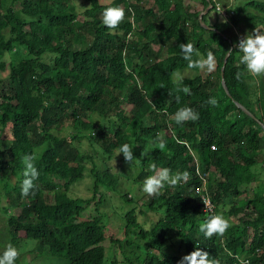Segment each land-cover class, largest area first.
<instances>
[{
    "label": "trees",
    "instance_id": "trees-1",
    "mask_svg": "<svg viewBox=\"0 0 264 264\" xmlns=\"http://www.w3.org/2000/svg\"><path fill=\"white\" fill-rule=\"evenodd\" d=\"M86 1L80 11L76 0H0V184L7 201L2 209L9 245L17 250L15 264L26 239L38 242L40 255L64 257L68 264H106L107 230L100 206L108 190L118 189L119 173L94 166L93 197L72 196V185L84 176L87 161L95 158L76 143L82 137L109 158L123 143L133 152L147 151L149 167L144 166L139 180L165 167L170 173H187L186 179L150 195L148 208L161 214L150 228L134 209L126 212L124 232L131 238L127 242L140 250L139 264H177L196 248L206 252L210 264H264V191L249 198L243 188L258 182L251 168L257 163L255 153L264 149V118L259 115L264 116V79L260 88L240 63L234 40L217 26H205L215 1L199 0L196 10L192 0H155L158 12L146 8L144 13L142 0ZM110 5L124 9L113 30L101 23L100 13ZM131 7L139 11L133 22L126 19ZM233 9L235 26L245 21L253 30L255 22L264 23V0ZM155 30L158 34L152 37ZM150 41L158 42L166 55L153 60ZM184 42L191 43L194 52L216 55L213 74L173 82L179 70H201L188 67L180 55L179 44ZM19 47L27 55L12 59L10 53ZM48 53L51 58L46 60ZM135 57L139 64L130 70L128 63ZM225 59L223 77L229 92L222 78ZM209 97L216 103L209 104ZM185 106L197 118L177 124L173 114ZM39 146L44 149L35 156ZM26 155L34 157L38 175L22 194L24 177L13 186L10 177L23 169ZM197 163L201 171L210 172L216 214L228 221L223 234L205 237L199 231L210 214L195 192L200 185ZM122 196L133 201L127 193ZM92 203L94 210L87 213ZM245 206L253 208V214L243 212ZM238 208L241 215L235 220ZM172 238L184 253L180 247L164 250ZM125 260L136 264L132 257Z\"/></svg>",
    "mask_w": 264,
    "mask_h": 264
},
{
    "label": "rangeland",
    "instance_id": "rangeland-1",
    "mask_svg": "<svg viewBox=\"0 0 264 264\" xmlns=\"http://www.w3.org/2000/svg\"><path fill=\"white\" fill-rule=\"evenodd\" d=\"M78 4V9L81 11L87 5L86 0H76ZM104 2H109L110 0H103ZM215 3H222L224 5L232 4L231 8L233 9L234 6L244 5L248 3L250 0H214ZM130 3L136 4L138 0H129ZM191 6L193 9L198 10L200 5L192 0ZM141 9L140 13H144V10L147 8H153L154 12H158V7H156L155 0H142L140 2ZM19 7L18 4H16ZM139 9V8H138ZM234 10V9H233ZM137 8L131 7L130 15L126 17L130 22H133L134 15L138 14ZM102 13V12H101ZM100 13V14H101ZM78 18L83 20L84 17L82 14H79ZM206 24L214 25L219 27L223 32L227 33L234 41L238 39V37L243 36L245 33L252 31L245 23H240L239 26H235L231 21L230 17L224 16L220 11L217 9H212L210 12L206 14ZM255 27L258 31L264 32V23L255 22ZM158 34V30H155L152 33V37H155ZM143 43H141L142 45ZM158 42L150 41V50L153 51V60H157L161 57L166 55L163 48H160ZM9 55V54H8ZM7 55V56H8ZM27 55V51L23 47H19L13 53H10V57L12 59H18L20 57H24ZM213 55V54H212ZM46 60L51 58V54H46ZM214 64L211 70L207 68H202L199 71H194L189 68H185L179 70L175 73H180L183 78L185 77H193L197 74H201L203 76H207L208 74H213L215 72L217 66L216 55H213ZM139 64V59L137 57L130 63H128V69H136L137 65ZM2 77H5V74H1ZM253 81L259 82V87H263V83L260 79H264V74H260L258 76H252ZM6 78L4 79V81ZM259 80V81H258ZM6 80L5 82H7ZM252 81V80H251ZM256 82V83H257ZM258 86V85H257ZM262 90V89H261ZM259 98L261 96L259 95ZM263 99L261 98L260 105L263 104ZM259 111V109H258ZM260 112V111H259ZM263 113L260 112V116L264 118L262 115ZM115 126V124H113ZM68 132L62 133V135H66ZM264 136V132L262 133ZM76 143L81 146L83 150L87 153L92 154L95 158L94 161L89 160L87 161V167L84 171V176L79 179L76 183H74L71 187L70 194L72 196H80L84 198H91L93 197V174L92 168L96 166L100 170L110 169L112 172L119 173V182L117 186V190H108L107 196L104 198V202L100 206L102 215H103V223L106 227V240L103 244L106 247L107 257H106V264H125L126 257H132L136 264H139L136 254H139L140 250L138 249L136 243H128V240L131 238L125 235V214L127 211L134 209L138 220L144 225L147 226L146 228H150L153 226L158 220L161 218V214L153 211H150L148 208V201L150 195L141 191V185L143 180H139V174L144 168V166L149 167L146 158H147V151L141 149H136L133 152V162L126 161L124 157L120 154L115 155L113 158L107 157L102 152H98L96 147L93 146L86 137L78 138ZM4 143L0 142V146H3ZM44 149V146L37 147L35 156H38ZM255 158L257 163L252 166V171L256 174L255 178L258 180L257 183L252 182L250 185L243 186L246 189V193L244 196L251 198L253 193L256 191L257 193L264 191V149L261 152L255 153ZM23 176V169L17 175H11L10 182L13 186L20 177ZM137 180V181H135ZM0 250L3 249L6 245L10 243V236L7 226V217L5 212L2 209L3 205H7L6 197H5V188L4 184H0ZM124 193L128 194V198L133 199V201H126V199L122 196ZM244 196L239 198L242 199ZM227 212L228 207L225 206ZM94 210V204H89L87 206L86 212L90 213ZM14 212H18L17 209ZM243 212L247 214H253L254 209L250 206H245ZM238 215H241V210L238 208L237 216L235 220L238 219ZM235 217V216H234ZM133 235L132 233H130ZM117 240V241H115ZM164 250L166 252H172L175 248L180 247L181 252L184 253L185 249L179 245V242L176 238H172V240L167 241L164 246ZM21 252L20 261L17 264H68L69 260L64 257H56L53 255H49L44 253L40 255L38 252V242L34 239H26L21 241L20 248ZM179 253V252H178ZM245 256V255H243ZM244 259V258H241ZM129 264V263H126Z\"/></svg>",
    "mask_w": 264,
    "mask_h": 264
},
{
    "label": "clouds",
    "instance_id": "clouds-1",
    "mask_svg": "<svg viewBox=\"0 0 264 264\" xmlns=\"http://www.w3.org/2000/svg\"><path fill=\"white\" fill-rule=\"evenodd\" d=\"M217 11H220V9ZM123 17L124 9L122 7L119 5H110L103 9L101 13V23L106 26L108 30H113L121 22ZM234 46L239 52V61L248 74L254 77L264 74V32L253 29L252 31L245 33L243 36L238 37V39L234 41ZM179 49L180 55L185 61H187L188 67L197 69L207 68L208 70L212 69L214 58L211 52L206 54L194 52L192 44L188 42L180 43ZM193 55L196 56L195 60H193ZM237 76H239V73H237ZM182 79L183 77L180 73H173L174 83L179 84ZM208 103L215 104L216 101L214 98L209 97ZM197 115L198 114L191 107L185 106L180 107L175 111L173 119L177 124H180L186 120H195ZM132 148L133 147H130L128 143L120 144L116 155L122 153L126 161L133 162L134 156ZM33 160L34 157L32 155H26L23 159L24 178L21 182L22 194L28 193L29 189L33 187V180L38 175ZM186 178V172L170 173L168 168H161L160 170L155 171L152 175L144 178L141 185V191L148 195L158 194L165 184L175 185L178 181ZM203 202L207 207L208 201L203 199ZM228 226V221L221 214H216L215 212L214 215L206 217L204 222L199 224V231L203 233L205 237H211L213 234H223ZM206 255L207 254L204 250L196 248L190 253L185 254L177 264H210L206 259ZM16 256V248L12 245H8L2 252H0V264H15Z\"/></svg>",
    "mask_w": 264,
    "mask_h": 264
},
{
    "label": "built area",
    "instance_id": "built-area-1",
    "mask_svg": "<svg viewBox=\"0 0 264 264\" xmlns=\"http://www.w3.org/2000/svg\"><path fill=\"white\" fill-rule=\"evenodd\" d=\"M216 9L217 10L220 9V12L224 16H227V17H230L231 15L234 14V10L231 7L222 6L220 3L216 4ZM212 148L215 149L216 146L213 145ZM196 171L200 176V185L196 188L195 192L200 199V202L202 204V207H203V210L205 211V213L210 214V215H214L216 212V206H215V202L211 196V193L209 191V186H208V178L210 176V172L209 171H201V169L199 167V163H197ZM203 199L208 201L207 207L204 204ZM245 262L248 263L249 260L246 259Z\"/></svg>",
    "mask_w": 264,
    "mask_h": 264
},
{
    "label": "water",
    "instance_id": "water-1",
    "mask_svg": "<svg viewBox=\"0 0 264 264\" xmlns=\"http://www.w3.org/2000/svg\"><path fill=\"white\" fill-rule=\"evenodd\" d=\"M207 11H208V8H207L206 10H204V11L202 12V14L206 13ZM201 17H202V16H201ZM201 17H200V18H201ZM225 64H226V59H225V61H224V65H223V67H222V78H223V86H224V88L226 89V91L229 92V91H228V88H227V85H226V82H225V79H224V77H223ZM236 103H237L238 106H239L240 108H242L246 113L250 114L252 117L257 118L256 115H255L251 110H249L244 104H242L241 102H238V101H236ZM257 119H258V118H257ZM258 120H259V119H258ZM262 126H263V128H264V124H263V123H262Z\"/></svg>",
    "mask_w": 264,
    "mask_h": 264
},
{
    "label": "crops",
    "instance_id": "crops-1",
    "mask_svg": "<svg viewBox=\"0 0 264 264\" xmlns=\"http://www.w3.org/2000/svg\"><path fill=\"white\" fill-rule=\"evenodd\" d=\"M194 1H196L198 3L199 0H194ZM191 7L194 8L193 6H191Z\"/></svg>",
    "mask_w": 264,
    "mask_h": 264
}]
</instances>
